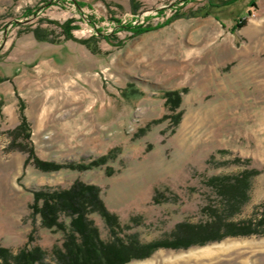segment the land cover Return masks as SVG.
<instances>
[{
  "label": "rangeland",
  "instance_id": "rangeland-1",
  "mask_svg": "<svg viewBox=\"0 0 264 264\" xmlns=\"http://www.w3.org/2000/svg\"><path fill=\"white\" fill-rule=\"evenodd\" d=\"M53 1L0 0V251L15 255L39 246L45 261L57 264L52 250L65 234L44 228L33 215L34 192L77 181L98 186L121 224L151 243L172 238L179 224L205 223L212 209L223 210L210 178L251 171L249 200L232 220L259 221L264 0L231 6L226 0H77L85 5L81 10L70 0ZM38 8L36 17L25 12ZM70 19L77 27L72 39L61 27ZM114 19L153 30L116 31ZM239 19L246 24L232 33ZM183 88L180 108L167 110L163 92ZM22 102L41 160L65 165L109 152L116 157L84 171L26 165L28 155L10 148L9 135L21 123ZM90 218L108 241L104 220ZM128 264H264V234L160 249Z\"/></svg>",
  "mask_w": 264,
  "mask_h": 264
},
{
  "label": "trees",
  "instance_id": "trees-1",
  "mask_svg": "<svg viewBox=\"0 0 264 264\" xmlns=\"http://www.w3.org/2000/svg\"><path fill=\"white\" fill-rule=\"evenodd\" d=\"M60 1L55 0L53 3ZM70 1L79 10L85 6L77 0ZM237 1L226 0L223 5L231 6ZM210 7L217 8L218 5L210 3ZM134 8L137 9L138 5H135ZM175 8L176 11L179 10L177 6ZM39 11L40 8L36 10L27 9L25 12L32 17L37 16ZM215 19L222 23L218 17H215ZM114 20L116 21V31L129 30L133 32L134 36L153 30L151 27L145 28L134 23L124 25L122 21ZM73 22L74 19H70L61 25L68 39L73 38L72 31L77 29V27L72 26ZM93 24L95 25V23ZM245 24L246 19H239L232 26V33L244 27ZM97 34H102L100 29H97ZM108 36L105 35L104 38L109 39ZM36 37L40 41H48L47 36L42 37L36 33ZM2 81L3 79L0 78V82ZM187 92V88L164 91V106L167 110L176 111L182 104V96ZM24 109L25 105L22 102L20 109L21 123L14 131H10L9 135L12 138L10 148H18L28 155L26 165L33 164L43 171H57L63 167L84 171L107 165L110 159L116 157L115 155L113 157V154L109 152V154L90 162L68 163L65 165L41 160L36 155L34 146L30 143L31 131ZM1 114L0 111V116ZM181 118L182 113H178L174 119L173 127L179 125ZM166 119L164 117L154 123ZM252 177L253 173L251 171H245L236 176L210 178L208 184L221 198L224 205L223 210L212 209L205 223L196 225L179 224L172 233V238L151 243H142L138 233L131 232V225L121 224L118 216L112 214L103 202L101 189L93 184L77 181L67 189L35 191L31 208L34 216H40L44 228H55L65 234L62 246L54 247L52 250L53 258L57 264H128L132 261L147 259L160 249H189L193 246H204L212 242H219L227 237L251 236L259 233L263 235L264 231L260 232V228L264 227V213L259 221L250 219L235 222L232 220L249 200ZM93 214L99 215L108 226L110 233L108 241L102 239L99 228L94 220L90 218ZM62 217L70 220L69 225L62 220ZM5 253L9 254L7 249L0 251L2 261L0 264H12L7 262L8 257ZM8 256L11 257L13 264H50L45 261L46 252L39 246L32 249L25 247L17 254H9Z\"/></svg>",
  "mask_w": 264,
  "mask_h": 264
},
{
  "label": "water",
  "instance_id": "water-1",
  "mask_svg": "<svg viewBox=\"0 0 264 264\" xmlns=\"http://www.w3.org/2000/svg\"><path fill=\"white\" fill-rule=\"evenodd\" d=\"M36 17V16H35Z\"/></svg>",
  "mask_w": 264,
  "mask_h": 264
}]
</instances>
